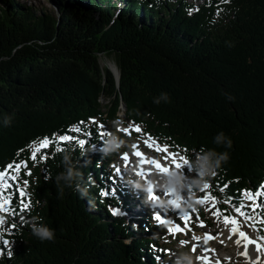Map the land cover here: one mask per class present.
<instances>
[{
  "label": "trees",
  "instance_id": "16d2710c",
  "mask_svg": "<svg viewBox=\"0 0 264 264\" xmlns=\"http://www.w3.org/2000/svg\"><path fill=\"white\" fill-rule=\"evenodd\" d=\"M54 1L57 13L0 0V168L27 161L30 207L21 216L55 230L54 241L40 242L12 219L15 255L0 264H157L155 240L144 235L164 229L145 219L135 228L101 198L110 162L99 151L100 123L111 125L125 104L127 120L189 154L215 148L223 131L233 141L230 159L209 185L238 204L244 189L264 180V0ZM103 54L115 56L119 78L102 66ZM161 92L170 101L154 104ZM103 97L111 101L107 111ZM75 125L89 132L31 158L35 142L74 134ZM80 137L97 148L80 158L85 180L91 174L95 184L89 197L65 188L59 199L45 177L62 170L56 149Z\"/></svg>",
  "mask_w": 264,
  "mask_h": 264
},
{
  "label": "clouds",
  "instance_id": "9594fccd",
  "mask_svg": "<svg viewBox=\"0 0 264 264\" xmlns=\"http://www.w3.org/2000/svg\"><path fill=\"white\" fill-rule=\"evenodd\" d=\"M176 0H168V3H175ZM162 4V0H155V5L158 7ZM150 7L152 5H149ZM191 15V10L185 9ZM219 14H217L218 16ZM215 21H213L214 23ZM229 47L232 45L229 44ZM229 100H234L235 97L228 96ZM170 101L167 92H161L159 96L153 99V103H168ZM139 115V112H137ZM12 118L5 117L2 121L4 127H10ZM112 131L103 136L102 144L99 151L107 157L121 155V150L131 152L134 150V142L118 135V132H127L125 121L119 115L111 121ZM84 140H79L77 143L69 144L67 147L57 148L54 155H60L58 167L61 171L54 177L47 175L45 181L51 180L57 189L59 199L64 196L65 188H70L76 192L80 198L89 197L90 189L95 184V179L89 174L85 180L84 172L81 170L84 165H81L80 158L88 156L90 153L97 151L95 144L85 146ZM215 148L201 147L199 150L192 149L188 159L183 161L184 165L189 166V172L186 173L183 168L174 167L170 171L161 174L158 170H153V174L145 177L143 173H139L138 166H130L126 169V175L123 177L127 185L133 190H139L144 193L143 204L150 209H162L164 212H170L173 209L184 210L195 209L198 201L196 194L205 189L206 185L212 178L217 175L218 170L222 169L223 165L227 164L230 159L229 149L232 148L233 141L223 131L218 132L213 137ZM223 148L224 151H217V148ZM77 151L79 158L76 157ZM183 159V158H182ZM91 160L85 161V165L90 164ZM119 171V169L117 170ZM158 194V195H157ZM40 202L37 201V204ZM155 213V212H154ZM3 222V217H0V223ZM21 227H28L31 234L40 242H51L55 240V230L42 222L38 216H21ZM126 226V225H125ZM0 231H3L0 228ZM20 233L18 232L17 235ZM156 235V234H154ZM184 247V242L181 241L180 248ZM15 253L12 248H9L6 253L0 252V259L5 256L8 260H12ZM174 264H196L191 250L178 251L173 259ZM159 264V260H157Z\"/></svg>",
  "mask_w": 264,
  "mask_h": 264
},
{
  "label": "rangeland",
  "instance_id": "374dc122",
  "mask_svg": "<svg viewBox=\"0 0 264 264\" xmlns=\"http://www.w3.org/2000/svg\"><path fill=\"white\" fill-rule=\"evenodd\" d=\"M188 1H193V0H188ZM202 0H199V2H201ZM19 2L29 6V7H33L34 9L36 10H48V11H51V12H55L57 13L58 11V8L56 6V1L54 0H19ZM100 61H101V64L102 66H105V67H110V68H113L112 65L116 64V60H115V56L112 55V56H109V55H101L100 57ZM114 69V68H113ZM102 104H103V110L104 111H107L109 109V107L111 106V101L108 100V98H102ZM126 106V105H125ZM125 107H124V104L123 106L119 109V115L121 116H124L125 115ZM134 123H130L129 125L125 126L127 128V132H119V134H121L120 136L124 137V134H128L131 132V129H132V126H133ZM111 126V125H109ZM112 127V126H111ZM105 132H111L112 131V128L110 129H105L104 130ZM125 138V137H124ZM140 139H130V138H125V139H128L130 140L131 142H134V145H137V143L140 141L142 142L143 144H145L146 142V138L143 137L141 134H140ZM145 140V141H144ZM38 146V145H37ZM36 146V147H37ZM123 152V154L117 156L116 158V161L113 163V167H114V164H120L122 165L123 167H125V165L127 164V162L125 161L124 157V153L125 154H131V157L133 159H136L134 158V154L133 152H128V151H125V150H121V153ZM135 163V161H130V163ZM16 172H19V171H16ZM185 172L188 173L189 172V166L185 169ZM17 173H14V174H8V176L12 177L13 175L16 176ZM0 184H7V185H10V182H9V177H6L4 179L3 182H0ZM22 185V184H21ZM23 186V185H22ZM205 190V197L202 199L204 202H208L209 204H211L210 202H214V199L212 198L211 194L208 193V191L206 189ZM203 190V191H204ZM133 192L132 194L129 193L128 197H131L130 198V201L132 202V200H134V205L132 204H129V206L131 207V209L129 211L134 212L132 213L133 215H138L139 214V210H138V205L139 203L141 204V197L138 196L137 193H135V191H131ZM144 195V193H143ZM211 197L212 199H207V197ZM134 197V198H133ZM12 207V217L13 219L14 218H17V215L19 213H15V209L18 208V206L16 204H12L11 205ZM2 210L3 212H6L5 210L3 209H0ZM210 210V209H208ZM18 212V211H17ZM135 212L137 214H135ZM128 214H126L129 218L132 219V223L134 222H138L139 221V218L142 217V216H132L130 212H127ZM162 213V212H161ZM195 217L197 218L198 215H195ZM209 221V224L210 226L208 225L206 228H194L192 227L191 228V234H188L187 233V228L188 226L186 225L184 228H183V231H175V234L172 235V237L174 238L173 240H171L170 238H167L166 240V243H168L169 246L172 245L173 247V250H171V256L169 255L168 258H171V257H174L175 254L178 252V251H187V250H190L191 248V244L190 246L188 245V243H192L193 241H195V239H197L198 235L202 232V231H205V230H214V229H217L218 233H219V238L218 240H216L215 242L218 243L220 246H221V254L223 256H225L226 258H228V260L230 261V264H251V262L249 261L252 257H254L255 259V263L254 264H264V257L261 253L260 250L258 251H254L253 252V255L250 257H247V258H250V259H244L242 256H241V252L242 250H245L247 249V245H250V243H248L246 246L243 244L244 241L240 240L239 239V233H233L231 234L230 236H227V232L231 229L232 227V223L230 221H228L227 217H223L222 214H220L219 211L211 214L210 216L206 217ZM258 220H259V217H258ZM4 221V219H3ZM154 221V217H153V213H152V217L151 219L149 220V223L153 222ZM228 221V222H226ZM260 221V220H259ZM148 223V221H147ZM229 223V224H228ZM195 225H197V223H195ZM227 227V228H226ZM2 228L4 230V233L7 232V229H6V221H5V224L2 225ZM181 228V227H180ZM182 229V228H181ZM228 229V230H227ZM226 231V232H225ZM225 232V233H224ZM222 233V234H221ZM156 233H153V234H149L147 235L146 237H150L152 236L153 238H156L157 235H154ZM223 235V236H221ZM223 237H225V239H223ZM230 237V238H229ZM2 237H0V241H1ZM240 241L239 244H237V241ZM181 241L184 242V247L183 248H180V243ZM2 242L3 244H5L6 242H4V240L2 239ZM188 245V246H187ZM224 245V246H223ZM224 248V249H223ZM231 250H234V251H231ZM236 251V252H235ZM167 252V251H166ZM192 252V250H191ZM226 252V253H225ZM232 252V253H231ZM240 252V253H239ZM229 253V254H228ZM231 253V254H230ZM227 254V255H226ZM239 254V255H238ZM229 255V256H228ZM233 255V256H232ZM230 257V258H229ZM236 257V258H235ZM234 258V259H233ZM240 258V259H239ZM261 258V260L259 262H257V260ZM167 259V258H166ZM243 261V262H242ZM252 261V260H251ZM235 262V263H234ZM238 262V263H237Z\"/></svg>",
  "mask_w": 264,
  "mask_h": 264
},
{
  "label": "snow or ice",
  "instance_id": "6c2138e0",
  "mask_svg": "<svg viewBox=\"0 0 264 264\" xmlns=\"http://www.w3.org/2000/svg\"><path fill=\"white\" fill-rule=\"evenodd\" d=\"M134 130L137 131V132L141 131V129H140L139 127H136ZM74 131H80V129H79V128H76V129H74ZM127 131H128V130H127ZM72 139H73V137L68 136V135H60L56 140L42 138V139H40L39 141H37L38 146L35 147L34 150L32 151V156H31V158H32L33 160H36V158H37V153L40 152L41 149L47 148V147H48L49 145H51V144H58L60 141H65V142H67V141H71ZM156 150H157V151H167V149H160V148H157ZM137 155H142V153L137 152ZM42 158H44V157H42ZM124 159L127 160L128 157L125 156ZM149 162H150V163H155V164H157L158 167H160V165H159L156 161H149ZM7 167H8L9 169H13V170H15V171H19L20 168H21V165H20V164H16V165H8ZM23 167L26 168L27 165L24 164ZM176 167H177V168H181L182 165L179 164V163H177V164H176ZM162 171L167 172L168 169H167V168H162ZM28 174L30 175L31 173H28ZM5 176H6V173H5L3 170H0V182H3V181H4ZM11 179H12V180H15V179H16V176L13 175V176L11 177ZM4 187H10V185L4 184ZM209 187H210V185H206V186H205V189H207V188H209ZM18 195H25V191H24L23 189H20L19 192H18ZM105 195H107V193H105ZM243 195H244V197H245L246 200H254L257 196H264V186H261V191H260V192L253 193V192H251V191H246V192L243 193ZM207 199H212V198L209 196V197H207ZM203 202H204L203 200L198 201V203H203ZM8 203H11L10 198H5L2 202H0V209H3V210H5V211H7V210H8V209H7V204H8ZM21 204H22V206H23L24 208H27V207H28V204H26V203L21 202ZM241 207H243V206H241ZM241 207H236V208H235V211L238 212V213H240L241 216H246V214H245L243 211H241ZM261 207H264V203L261 204ZM246 218H249V217L246 216ZM156 219H157L158 221H160L162 224L166 222V221H164V220L161 218V216H160L159 214L156 216ZM185 222H187V220H185ZM226 222H228V221H226ZM230 222L233 223V224H236V223H237L236 220H231ZM200 226H203V224L201 223ZM171 230H172V231H183V229H181L178 225L175 226V227H174L173 229H171ZM234 232H239V227L235 228V229H234ZM239 234H240L242 237H244L245 240H248V237H247V235H246L245 233L240 232ZM229 238H230V237H229ZM197 239H198V238H197ZM262 239H264V238H262ZM248 242H249V243H253L254 241H250V240H249ZM239 243H240V241L238 240V241H237V244H239ZM245 254H246V253H245Z\"/></svg>",
  "mask_w": 264,
  "mask_h": 264
},
{
  "label": "bare ground",
  "instance_id": "6f19581e",
  "mask_svg": "<svg viewBox=\"0 0 264 264\" xmlns=\"http://www.w3.org/2000/svg\"><path fill=\"white\" fill-rule=\"evenodd\" d=\"M112 67L113 68H115V69H117L118 70V68H117V66H116V64H114V65H112ZM119 71V70H118ZM145 141V140H144ZM131 155V154H130ZM135 158V157H134ZM134 163V162H133ZM137 166H138V170L139 171H142L143 170V167L145 166V165H142L141 164V162L140 163H137ZM148 169V167H146V170ZM134 198V197H133ZM130 204H132V205H134V200H132V202L130 203ZM139 208H140V203H139V205H138V210H139ZM18 210H21L19 207L17 208ZM133 212H134V210H133ZM132 212V213H133ZM135 214H137L136 212H135ZM20 213L17 215V218H14V220H18V221H20ZM146 224H149V221H148V223H147V221H146ZM229 224V223H228ZM227 228V227H226ZM203 229V228H202ZM228 230V229H227ZM231 231H228L226 234H227V236H230L231 235V233L233 232V229H230ZM226 232V231H225ZM224 232V233H225ZM222 234V233H221ZM221 236H223V235H221ZM223 239H225V237H223ZM224 246V245H223ZM224 249V248H223ZM231 251H234V250H231ZM236 252V251H235ZM226 253V252H225ZM232 253V252H231ZM230 253V254H231ZM240 253V252H239ZM223 254V253H222ZM229 254V253H228ZM227 255V254H226ZM239 255V254H238ZM229 256V255H228ZM233 256V255H232ZM230 258V257H229ZM236 258V257H235ZM234 259V258H233ZM240 259V258H239ZM217 260H220V257H218L217 256ZM250 261V260H249ZM243 262V261H242ZM235 263V262H234ZM238 263V262H237ZM253 264H254V262H253Z\"/></svg>",
  "mask_w": 264,
  "mask_h": 264
},
{
  "label": "water",
  "instance_id": "95a60500",
  "mask_svg": "<svg viewBox=\"0 0 264 264\" xmlns=\"http://www.w3.org/2000/svg\"><path fill=\"white\" fill-rule=\"evenodd\" d=\"M113 69V68H112ZM114 71H115V73H116V75H117V78H119V71L117 70V69H113ZM124 107L126 108V106H125V104H124Z\"/></svg>",
  "mask_w": 264,
  "mask_h": 264
}]
</instances>
